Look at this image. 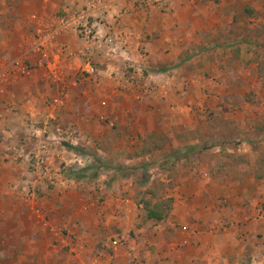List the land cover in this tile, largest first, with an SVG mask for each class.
I'll list each match as a JSON object with an SVG mask.
<instances>
[{
	"label": "crops",
	"instance_id": "0c3cea01",
	"mask_svg": "<svg viewBox=\"0 0 264 264\" xmlns=\"http://www.w3.org/2000/svg\"><path fill=\"white\" fill-rule=\"evenodd\" d=\"M97 1L0 0V56L12 57L22 47L24 57L21 75L0 85V263L85 264L97 249L107 255V230H114L125 240L121 263L264 264V103L253 105L242 93L232 94L231 83L248 89L258 79L244 73L254 64L248 59L241 64L230 53L241 55L236 27L263 14L264 0H171L166 11L118 0L108 16L107 0ZM84 4L89 16L111 25L104 29L92 21L106 39L101 50L92 51L103 66L97 97L107 96L111 116L119 123L127 120L122 143L135 139L139 145L137 159L118 163L146 173L141 188L155 179L163 182L160 195L171 200L169 215L154 226L145 222L142 205L116 190L117 182L101 205L93 187L76 172L68 177L73 186L66 187L61 175L58 187H42L41 195L27 196L30 186L37 187L27 172L35 150L22 136L7 147L8 136L14 134L8 120L24 124L49 119L37 116L34 104L41 108L42 92L47 93L51 82L35 75L42 68H31L47 59L27 56L18 32L25 38L30 23L34 29L37 24L38 48L52 25L59 30L61 16ZM252 31L244 43L253 48L257 41ZM81 45L69 28L62 30L48 60L55 63L63 46L76 54ZM223 54L225 60L219 58ZM73 63L78 69L81 60ZM127 65L141 74H127ZM148 72L154 76L152 84L150 75L143 77ZM23 130L29 131L22 126L18 135ZM18 140L23 142L14 144ZM106 147L103 143L95 159L107 160ZM71 152L72 159L80 154ZM53 154L57 162L50 158ZM53 154L49 164L57 167L64 158L59 159L58 148ZM111 154L110 159L117 155ZM139 239L142 251L135 247ZM93 258L88 263H97Z\"/></svg>",
	"mask_w": 264,
	"mask_h": 264
},
{
	"label": "rangeland",
	"instance_id": "374dc122",
	"mask_svg": "<svg viewBox=\"0 0 264 264\" xmlns=\"http://www.w3.org/2000/svg\"><path fill=\"white\" fill-rule=\"evenodd\" d=\"M93 1L95 3L98 2L97 0ZM116 1L118 0H107V16L113 11L112 7L114 4H117ZM128 1L136 3L141 8L149 7V5H157L163 11H166L165 9L168 8L166 5L168 3L170 4L171 2V0ZM101 2L100 4H102ZM88 9L89 7L87 4H84L82 9L80 8L78 11L69 13V15L66 16L68 18L61 16V18L58 20V24L62 19L67 21L72 16L76 17L78 14L83 12L89 24L92 25L93 32L96 33L98 32L97 30H100L92 22L93 20H96L97 24L102 26L104 29H107L111 26L108 25L104 18L95 19L94 17L89 16L87 13ZM260 14L261 15L254 17L253 22L247 24L245 21L236 27V29L240 31V34L239 39H235V45H239L238 50L241 51V55L237 54L235 56L234 52H230L232 58L235 59L236 57L237 59L238 57L241 64L247 62L248 59L250 65H255L254 67L252 66L253 69L250 68L244 72L247 75L249 74L250 77H257L258 82L256 81L255 86H251L250 84L248 89H245L242 87V85H240V87H236L235 83H231L232 94L237 92L241 95L242 93V95H245L246 100L251 102L253 105H257L258 100H261L260 103H264V13L262 14V12H260ZM33 18L30 19L31 22L36 23L38 18ZM32 24L33 23H30L31 29L27 34H25V38H23L24 32L20 31L18 34H21L20 37H22V40L20 45L25 44L27 56L32 58V56H37V54H40L44 55L47 59V62L41 61L38 63V66L40 65V67L32 65L31 68L32 70L36 68H42L44 72L42 74L36 72L35 75H39L38 78L42 77L43 79L45 78L51 82V84L48 85L47 93L42 92V96H44V103L42 104L41 108H39V103L34 104L37 116H47L49 119L47 118V121L42 119V121H38L39 119L36 118L28 121L25 120V123L28 122V124H22L20 120H8V127L14 132V134L8 136L9 142L7 143V147H12V142L10 141H12L13 138H16L17 140L18 136H22L25 138L24 143H26V145L31 149L35 150V154L33 151V154L28 160L29 169L27 172L32 177V180H37V187L30 186V189L27 190V196L32 194V196L37 197L41 195L42 187H45L47 190L58 187V185H61V177L63 178L62 183H68L66 187L73 186L69 182L70 179H68V177L71 178V173L74 174L76 172L80 176L86 178L87 182H89V185L93 187L92 192L97 198V203L101 205L104 203L103 198L105 197V192L107 193L108 190H110L111 187L116 184V182L119 184L116 188L117 191L124 192L125 197L128 198L130 195V198L134 201V203L137 205H142V207V201H149L153 205L162 204L169 201L170 199L165 198L164 195H160L164 190L163 182L155 179L151 182V186L147 189H144L143 187L141 188L139 187V182H141V180L146 177V173L136 172L137 168L134 166H126L118 163L122 161V159H126L127 161L137 159L139 157V145L135 139L133 142L131 140L128 141V143H122L123 136L121 132H124V130L126 132L128 131L127 128H125L128 127L125 125L127 120H122V124L119 123V120H116V118L111 116V113L108 109L109 103H107V96H105L103 100L101 97H97L99 90H101V87H98V85L100 83L99 80L102 75L103 66L97 62V56H95L92 51L101 50L99 48L103 47L104 43H106V39H103L101 34H98L96 35L94 42L87 44L79 38L77 32L73 29V22H71L69 23L70 27L68 28L74 35H76L80 44H82V48L76 52V54H71L68 48L63 46L59 50V59H56V62L52 63V61L48 60L50 57H52V44L55 38L61 34L62 29H60L61 31L59 34L54 35V32H56L57 29L52 25L54 23H41L43 28H45L48 24H51L53 26H51V28L53 29L50 28V31L45 33L46 38L43 42H40L39 47L37 48L36 42L41 36V34H39L37 31L40 27L35 24L36 28L34 29ZM250 25H252L253 28H248ZM66 29L67 28L64 30ZM250 30H253V36H255L257 41V43L252 44L254 46L253 48L249 45L247 46V44L244 43L246 40L244 37ZM248 48L254 50L252 55L246 54ZM86 55L91 59L95 68V73L92 75H89L84 71ZM22 57V47H18L17 51H15V55L12 57H7L6 55L0 56L1 86H3L2 84H7V81L12 76L21 75L20 71L23 68ZM105 58L107 59V54H105ZM219 58L225 60L226 55H220ZM76 59L81 60V65L78 69H74L75 65L73 60ZM233 59L229 60L233 61ZM31 62L33 64V61ZM128 66L129 65H127L125 69V72H128L127 74H132V72H135V74H141V71L135 69L132 66ZM13 73H15V75ZM30 73V71L27 72V75L25 76L30 75ZM148 73L149 74H145L143 77L146 79L147 76L150 75L148 80L152 84L154 82L152 79L154 76L152 73ZM236 73L239 72L237 71ZM131 81L134 83L138 82V80H135V78H133ZM55 100H58V102L56 103ZM52 114L54 116L50 117ZM5 124L7 125V123ZM22 126H25L29 131L27 132L26 130H23L24 133H20V135H18ZM19 141L23 142V140H18L17 142H14V144H19ZM138 142L139 144L141 143L139 140ZM103 143H107L108 147V149L107 147L103 148L107 150V160L99 157L100 161H98L95 159V155L99 153V150H102L101 148ZM130 144V151H127ZM68 146H76L80 154L72 159L71 157L73 153L68 148ZM56 148L61 150L62 156H59V154L58 156L60 160L64 158V161H62V163L57 167H51L48 156H51L53 152H56ZM111 153H115L117 155H114L113 159H110L112 156ZM52 157L55 162H57V156L54 158L53 154V156L50 158ZM33 176L35 178H33ZM65 179L68 181L66 182ZM141 242V239H139L137 242L138 245L135 246L140 251H142L144 248ZM124 243L125 240L121 237L119 232L107 230V247H105L107 255H103L100 251L98 252L97 249V251L87 256L88 258L84 261V263L90 264L88 262H90V260L95 257L93 259H96L97 263L94 264H99L97 257H100L101 260H107V264H129L121 263L118 257L122 250L125 252ZM136 248L133 250L136 251ZM102 249L103 248L101 247L100 250ZM103 256L107 258H104ZM102 263H104V261H102ZM0 264L8 263L4 262Z\"/></svg>",
	"mask_w": 264,
	"mask_h": 264
},
{
	"label": "built area",
	"instance_id": "2783aa9c",
	"mask_svg": "<svg viewBox=\"0 0 264 264\" xmlns=\"http://www.w3.org/2000/svg\"><path fill=\"white\" fill-rule=\"evenodd\" d=\"M71 19V20H70ZM73 22L72 26L74 25L73 29L77 32L79 38L89 44L90 42H94L96 35L98 33L93 32L92 25L89 24L88 20L85 18L84 13L78 14L76 17L72 16L69 18V20L65 21V19H62L59 21V30L56 29V32H54V35H57L60 33V29L64 30L65 28L70 27L69 23ZM53 36V33H52ZM85 66V72L89 75H92L95 73V68L92 64L91 59L86 55V59L84 62ZM153 79V78H152Z\"/></svg>",
	"mask_w": 264,
	"mask_h": 264
},
{
	"label": "trees",
	"instance_id": "16d2710c",
	"mask_svg": "<svg viewBox=\"0 0 264 264\" xmlns=\"http://www.w3.org/2000/svg\"><path fill=\"white\" fill-rule=\"evenodd\" d=\"M68 148L73 151H78L77 148L72 146H68ZM142 204L145 212V222L152 226L166 219L171 211V200L155 205L149 201H142Z\"/></svg>",
	"mask_w": 264,
	"mask_h": 264
}]
</instances>
